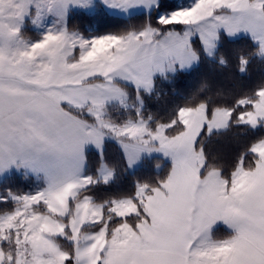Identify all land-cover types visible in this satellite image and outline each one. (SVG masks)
Returning a JSON list of instances; mask_svg holds the SVG:
<instances>
[{"label":"snow or ice","instance_id":"1","mask_svg":"<svg viewBox=\"0 0 264 264\" xmlns=\"http://www.w3.org/2000/svg\"><path fill=\"white\" fill-rule=\"evenodd\" d=\"M239 40L247 75L264 0H0V264H264V80L151 103ZM230 135L231 158L209 148Z\"/></svg>","mask_w":264,"mask_h":264},{"label":"trees","instance_id":"2","mask_svg":"<svg viewBox=\"0 0 264 264\" xmlns=\"http://www.w3.org/2000/svg\"><path fill=\"white\" fill-rule=\"evenodd\" d=\"M91 21V23H97L96 19L88 18V20H74L73 24L78 25L81 29ZM138 23L139 21H132ZM100 30H115L110 27H106L109 24L107 19H100ZM245 41H228L222 47V51L228 58V66L221 68L213 63H202L194 71L184 74L177 78L175 91L171 88L165 87V91L168 93L163 96L158 102L153 101L152 107L155 111L160 113L167 112L172 106L181 104L183 101L194 94L199 87L202 80L207 79L213 84H237L246 88H252L258 84L261 80H264V63L258 60H254L249 65L248 74L241 75L237 70L236 53L239 49L244 48ZM249 138L240 139L235 135L221 138L219 141H214L209 145V148L215 152L222 153L228 158H231L239 148L248 142ZM106 156L109 163H117L119 161V151L115 145H110L106 149ZM90 166L95 167L96 157L95 154L89 156ZM156 158L145 159L144 162L139 165L134 172H125L122 167L117 171V181L111 188L107 189L108 193H119L130 190V185L134 179L139 178H156L157 173L159 175L165 174L167 166L165 162L161 161L162 168L157 170ZM221 234H223L221 232Z\"/></svg>","mask_w":264,"mask_h":264}]
</instances>
